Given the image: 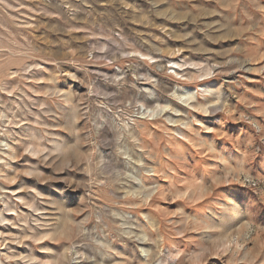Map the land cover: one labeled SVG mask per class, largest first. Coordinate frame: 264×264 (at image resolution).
Masks as SVG:
<instances>
[{
    "label": "rangeland",
    "instance_id": "obj_1",
    "mask_svg": "<svg viewBox=\"0 0 264 264\" xmlns=\"http://www.w3.org/2000/svg\"><path fill=\"white\" fill-rule=\"evenodd\" d=\"M0 264H264V0H0Z\"/></svg>",
    "mask_w": 264,
    "mask_h": 264
},
{
    "label": "bare ground",
    "instance_id": "obj_2",
    "mask_svg": "<svg viewBox=\"0 0 264 264\" xmlns=\"http://www.w3.org/2000/svg\"><path fill=\"white\" fill-rule=\"evenodd\" d=\"M157 66H158V65H157ZM37 152H39V153H40V152H41V150H40V149H37Z\"/></svg>",
    "mask_w": 264,
    "mask_h": 264
}]
</instances>
